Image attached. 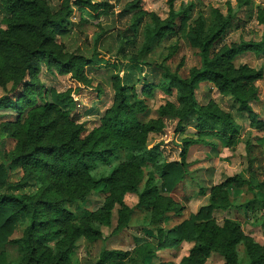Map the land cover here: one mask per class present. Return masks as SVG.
<instances>
[{
	"label": "rangeland",
	"instance_id": "rangeland-1",
	"mask_svg": "<svg viewBox=\"0 0 264 264\" xmlns=\"http://www.w3.org/2000/svg\"><path fill=\"white\" fill-rule=\"evenodd\" d=\"M74 1L78 0H71L72 7H69L68 0H4L3 11L6 17L0 20V32L6 31L9 37L14 38L10 40V43H19L22 46L27 43L34 44V47L29 48V53L40 46L57 53L58 49L62 51L75 45V40L70 38L74 29L85 28L87 32L84 37L85 42L98 43L106 35V31L115 30L117 24L127 23L128 26L121 28L120 33L127 38L125 43L138 46L140 55L133 56L131 61H138L139 67L136 73H144L138 77L134 85L128 86L127 101L133 104L139 121L154 127L155 131L146 135L145 145L157 147L162 157L168 150L167 145L172 144L177 136L186 134L185 125L191 121L190 119L178 121L164 113L165 106L168 103H174V95L170 96L155 88L147 91L144 89L145 84L155 83L161 68H168L172 74L186 78L191 69L199 66L197 51L187 45L185 35L188 31L196 29L202 20L209 21L214 10L222 15H226L230 10L235 15L231 27L223 37L222 44L238 43L241 40L257 41L262 32L258 16L259 12H264V0H90L107 6L106 14L93 23L80 22V13ZM51 4L56 6L55 9L48 7ZM68 7L70 13L67 12ZM183 17H186L185 24L181 21ZM153 18L161 23L168 22L171 31L162 35L147 51L143 32L146 25H151ZM109 24L111 27H107ZM133 24L138 27L136 36L127 31ZM237 24L239 27H236ZM53 25H58L61 32L54 33ZM180 28H183L182 31H179ZM45 35H49L50 38L44 40ZM60 37L64 39L58 44ZM4 48H7V44ZM75 53H80L78 46H75L74 52L59 56L61 60H64ZM32 57L35 59H32L31 69L25 74L27 78L20 79L18 81L20 83L9 81L3 86L7 91L0 93V98L7 97L18 103L17 110L0 109V131L7 133L3 148L5 156L20 159L35 148H55L52 153L43 151L41 156L46 162L52 163L56 160L60 146L75 139L76 144L88 138L90 144L98 143L99 147L107 146L109 143L104 135L106 128L102 120L105 113L115 104L114 93L110 95L99 86L89 88L85 92V88L79 87L71 74L64 73L60 65L49 67L46 59ZM236 61H242L240 66L245 65L261 73V78L253 83L256 99L249 101L248 105L255 115V120L263 123L264 126V55L245 52L229 63L231 68ZM136 84L139 85L138 89ZM75 89L76 92L72 94ZM37 94L42 97L40 104L35 103ZM67 94L72 97L74 107L64 110L73 111V117L61 124L58 113L64 110L57 106L56 99ZM196 99L200 105L224 112H230L233 109L234 121L239 124L240 131L231 145L214 134H197L196 131L193 132L191 139H183L176 145L180 149L178 155L184 152L186 174L172 193H164L162 196L160 205L171 201L172 207L179 209L166 214L163 226L170 229L183 221H190L201 207L208 204L210 194L205 195L203 190H201L202 195L200 194L205 196L203 199L189 201L187 196L181 194L184 188L180 186L185 180L195 184L197 179L195 174L201 171L218 174L223 178L221 182L234 175H241L251 182L252 191L246 187L229 189L228 196L233 207L223 211L222 216L219 214L222 211H215V215L212 212L211 218L220 228L224 226L225 221L232 222L238 226L243 241H250L251 245L264 248V220L263 211H261V202L264 199V127L262 129L251 127L250 114L245 112L237 114L234 110L238 106L234 99L218 93L209 82L200 84ZM78 105L79 111H77ZM101 107L104 108L102 115L99 111ZM249 139L254 146H257L253 149L252 157L256 160L259 158L258 163L253 167L254 179H251L247 173L248 158L245 142ZM186 140H199L204 145L187 146L184 143ZM217 144L220 145L219 148L216 147ZM121 154H124L123 151H120L118 158ZM238 155L243 158L242 162L237 160ZM163 161H177L176 155L169 151L168 157ZM20 162L21 160L17 163ZM114 166L119 164L114 163ZM130 167H124L123 175L129 177L131 184L137 182L139 192L157 185L158 176L152 175L154 172L152 166L136 169ZM40 170H42L41 167L22 168L18 165L9 171L11 184L19 186L15 189V193L25 194L34 200L58 202L61 210L59 214L50 210L43 212L42 221H47L49 218L57 221L50 228H39L38 234L48 235L50 232L57 231L60 233L54 234L51 239L41 244H36L38 250L35 252V257H39V264H98L100 253L104 250L126 252L130 258H133L136 247H133L124 235L125 230L129 228L138 233L142 232L145 237L154 238L153 231L137 224L133 214H131L129 226L115 233L121 226L118 219L121 205L117 202L112 203L110 224L100 228L99 237L92 235L91 228L90 231L87 229L96 213L103 207L105 199H120L119 201L129 209L135 206L137 212L143 211V208V210L137 208L138 195L131 189L116 188L114 194L106 197L104 190L107 191L109 187L102 186L83 194L82 200H77L84 190V183L58 176L50 170L43 171L46 173L42 175ZM2 191L0 190V193ZM29 225V219L25 217L12 221L5 228L0 227V253L3 250L2 244L26 238ZM216 238L219 241L222 240V234H218ZM242 244L237 253L246 264L248 261L246 245ZM192 246L191 242H183L173 249L156 252L143 263L137 260L135 264H153L154 261L155 264H181ZM53 251L55 255L52 254ZM6 252L12 255L9 259L13 260L12 264L25 263L27 255L24 252L16 255L9 247ZM64 255L67 257L66 260H62ZM130 258L125 259L124 264H133ZM205 264H224V258L219 253L213 252Z\"/></svg>",
	"mask_w": 264,
	"mask_h": 264
},
{
	"label": "trees",
	"instance_id": "trees-1",
	"mask_svg": "<svg viewBox=\"0 0 264 264\" xmlns=\"http://www.w3.org/2000/svg\"><path fill=\"white\" fill-rule=\"evenodd\" d=\"M33 1V0H32ZM77 10L80 13V22L90 23L83 17L88 14L92 23L98 21L106 14L107 6L101 3H94L90 0L74 1ZM67 12L70 13L69 7ZM259 24L262 26L261 36L257 41L241 40L238 43L222 44L223 37L227 30L231 27V22L235 19L234 13L228 10L226 15H222L219 11L214 10L209 18V21L202 20L199 26L187 32L185 42L189 47L197 51L199 57V66L190 70L188 77L181 78L176 74H172L168 68H161L157 81L150 84H145L144 89L149 91L152 88L159 89L168 95H174V103H168L163 112L168 114L178 121L190 119L195 114L196 123L194 129L197 134H214L215 136L225 140L231 145L240 131V126L234 121L230 112L212 108L210 106L200 105L196 99V92L203 82H209L212 87L222 95L232 97L237 104L234 110L237 114H250V126L253 128L262 129L263 123L255 120V115L252 113L248 102L255 100V89L253 83L261 78V73L248 68L245 65L233 70L229 65L232 60L245 52H253L257 55H264V12H259ZM185 24L186 17L181 19ZM168 22H159L153 18L151 25H146L144 28V38L147 42L146 50L153 46L156 40L160 39L166 32L171 31L168 27ZM239 27V24L236 25ZM180 28L179 31H182ZM54 33L61 32L58 25H53ZM129 33L137 35L138 27L133 24L127 30ZM127 33V32H125ZM123 36V33H122ZM50 38L49 35L44 36V40ZM127 39V38H126ZM119 53H123V46L119 49ZM32 56L42 57L48 61V66L60 65L64 69V73H70L71 77L78 83L79 87L85 88V79H83V65L91 63V58L83 57V55L72 54L64 60L52 49L43 48L40 46L34 52L29 53L28 61L25 67L28 71L31 69ZM138 61L132 60L128 71L125 73V84L119 85L117 91L114 92L115 104L105 113L103 117V125L106 128L105 137L108 139V145L99 147L98 143H89L88 138L76 144L77 140L60 146L56 160L52 163L46 162L41 158L43 151L52 153L55 148H35L31 153L23 155L20 159L8 158L4 152V140H0V153H3L7 164L0 163V227L5 228L12 221L27 218L30 225L27 230L26 238L16 239L2 244V252L0 253V264H12V255H8L6 250L8 247L12 253L18 255L25 253L27 258L24 264H39V257H35V252L38 250L36 244H41L43 241L49 240L54 234H59L60 231L50 232L48 235L38 234L39 228H50L57 221L56 219H47L42 221L44 211H56L60 213L58 202L42 200H34L30 196L22 193H15V189L19 186L11 184L9 171L14 166H32L42 170V175L50 170L58 176L80 180L84 190L79 195L82 200L83 194L89 191L99 189L102 186H108L105 191L107 195H112L116 188L131 189L138 195L137 208H143L145 212L151 213V223L158 227L153 231V243L149 246L144 243L143 246L136 247L133 253V258L126 252L104 250L100 253L98 264H124L128 257L133 260V264L140 260L151 258L156 252L173 249L175 246L183 242L193 243L188 255L184 257L181 264H205L210 254L217 252L224 258V264H245L239 258L236 244L245 243L246 255L248 261L246 264H264V248L258 245H251L250 241H243L239 232L238 226L232 222L225 221L222 228L218 227L211 218V213L215 211H224L233 207L228 191L229 189H240L246 187L252 191V185L249 180L244 179L241 175H234L222 181L219 187L222 189L217 195H211L208 198V204L199 209L197 214L191 217L190 221H183L173 228H165L163 226L166 214L178 211L179 209L172 207V202L168 201L164 205H160L164 193H172L176 186L182 182L186 174V164L184 163V152L180 153L181 161L165 162L162 159L157 147H147L145 145L146 135L153 130L150 124H143L137 118L136 110L133 104L127 101V88L134 85L138 78L136 71L138 70ZM113 80H118V77H111ZM135 79V83L131 80ZM20 83V82H18ZM149 83V82H148ZM174 89L178 91L174 92ZM97 91H99L97 89ZM76 89L72 92L74 94ZM58 107L61 110L72 109L74 102L71 96L62 95L56 99ZM17 102L7 97L0 98V109L17 110ZM55 108V106L52 105ZM57 109V108H56ZM58 109L59 111H61ZM213 127L216 130H213ZM1 132V131H0ZM251 140H246V152L248 158L247 173L251 179L255 178L253 167L258 163L259 158L253 156L254 146ZM258 140L256 139V142ZM255 142V144H256ZM185 145H204L199 140H186ZM258 143V142H257ZM257 145V144H256ZM120 151L127 155V163L125 166L130 168H144L146 166L155 165L154 171H158V182L154 187L145 188L142 191L137 190V182L131 184L129 177H125L124 167L105 166L100 170V174L96 171V166L101 163H106L109 159H117ZM20 163H17L20 161ZM260 164V161H259ZM108 167V168H107ZM14 187V188H12ZM12 190L14 192H12ZM202 195V193H200ZM118 200H106L103 207L96 213L92 222L88 225L93 231V236H100V228L109 226L110 211L112 203H120L121 208L118 211V219L121 226L115 231L118 232L129 226L131 222V214L129 208ZM45 206V207H44ZM261 209H264V199L261 202ZM264 220V211L262 214ZM149 220L145 218L144 223H141L145 228L148 227ZM222 234L223 239L217 240L216 236ZM136 244H140V238L135 239ZM199 241V243H197ZM231 250L238 257L236 261L227 255ZM64 255L62 260H66ZM8 261L10 263H8Z\"/></svg>",
	"mask_w": 264,
	"mask_h": 264
},
{
	"label": "clouds",
	"instance_id": "clouds-1",
	"mask_svg": "<svg viewBox=\"0 0 264 264\" xmlns=\"http://www.w3.org/2000/svg\"><path fill=\"white\" fill-rule=\"evenodd\" d=\"M68 6L72 7L71 0H68ZM3 7L4 0H0V20L5 19L6 17V14L3 11ZM48 7L55 9L56 6L54 4H51L48 5ZM73 10L75 11V9ZM83 18L85 20H88L90 23L92 22L88 14H85ZM129 19H131V17ZM127 26V23L123 25L117 24L115 30L113 31H106V29H101V31H106V35L102 37L98 43L85 42L84 37L87 34L85 28H81L79 30L74 29L70 38L75 40V45L73 47L63 49L62 51L58 49L57 54L64 55V53L74 52L75 46H78L80 49V53H78V55L82 54L83 57L91 58V63L83 65L82 78L86 81L85 92H87L89 88H95L99 86L111 95L118 90L119 85L126 83V81L124 80V76L128 71V67L131 63V58L133 56L140 55L138 46L125 43L126 38L123 37L120 33V29ZM107 27H111V25L109 24ZM13 39L14 38L9 37L6 31L0 32V93L7 91V89H5L3 86L9 81L18 82L22 78H27L25 74L28 69L25 67V64L28 61L29 48L35 46L31 43L24 44L23 46L19 43H10V40ZM63 39V37L58 38L57 43L59 44V42ZM5 44H7V48H4ZM121 46L124 47L123 54L119 53V49L121 48ZM105 61H107V63H105ZM241 62L242 61L234 62L233 70L238 69ZM143 74L144 73L142 72H137L136 77L138 78ZM113 76L118 77V80L111 79V77ZM131 82L135 83V79H132ZM136 87L138 89L139 85L136 84ZM175 91H178V89H174V92ZM35 103H42V97L39 94L35 96ZM79 108L80 106L78 105L77 111H79ZM99 111L102 115L104 112V108L101 107ZM58 116L60 118L59 122L63 124L73 117V111L64 110L62 112H59ZM190 121V123H187L185 125L186 134L183 136H177L172 144L167 145L168 150L165 151L162 159H166L168 157L169 151L173 152L176 155V159L178 162L183 159L178 155L180 149L179 147H176V145L179 144L183 139L192 138V134L195 131L193 125L197 122L195 114L190 117ZM213 130L215 131L216 128L213 127ZM6 136L7 133L0 132V140H4ZM216 147L219 148L220 145L217 144ZM237 160L242 162L243 158L238 155ZM0 163H8V161L4 159L3 153H0ZM114 163L119 164L121 168H123L127 163L126 151L124 154L119 155V158L117 159H109L108 161H106V163L98 164L96 166L97 173L100 174V170L102 168H104L105 166L110 167ZM153 167L155 168V165H153ZM152 175L158 176V171H154ZM195 175L197 177L195 184H192L189 181L185 180L184 183L180 186L184 188V191L181 193L182 195L187 196L189 201L198 198L203 199L205 198V196L200 195L201 190H203L205 195H217V198H219L218 193L222 191V189L219 187L221 180L223 179L222 177H219L216 173H205L203 171L198 172ZM179 190L180 189L178 188V191ZM33 191H35V189H33ZM181 203H183V201H181ZM129 211L132 212L133 216L136 218L137 224L144 223L145 218H148V227L150 230L154 231L158 227L157 225L151 223L150 211L137 212L135 206L132 209H129ZM224 211H226V209ZM261 211H264V209H261ZM213 213L214 215L216 214L215 210H213ZM219 214L222 216L224 212L222 211ZM124 235L126 236L127 241L132 243L133 247L143 246L144 243H147L149 246H151L153 243L151 237H145L142 232L138 233L131 228L126 229ZM136 237L140 238V244H136L133 242L134 238ZM53 243H55V241H53ZM197 243H199V241H197ZM242 246V243L236 244V249L238 250ZM52 254L55 255V252L53 251ZM227 255L231 256L233 261H236L238 259V257L234 255L231 250H229ZM153 264H155V261L153 262Z\"/></svg>",
	"mask_w": 264,
	"mask_h": 264
}]
</instances>
